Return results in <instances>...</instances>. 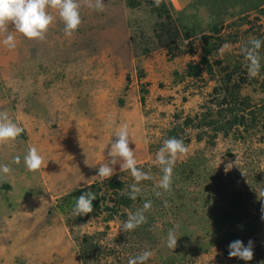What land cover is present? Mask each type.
Segmentation results:
<instances>
[{"label":"rangeland","instance_id":"obj_1","mask_svg":"<svg viewBox=\"0 0 264 264\" xmlns=\"http://www.w3.org/2000/svg\"><path fill=\"white\" fill-rule=\"evenodd\" d=\"M253 1L103 0L96 11L81 0L78 29L66 36L49 9L56 20L44 40L9 25L16 48L0 42V111L24 132L0 144V165L11 168L0 174V264H128L146 250V264H264V45L255 78L242 52L250 39L264 41V0ZM121 123L137 167L153 177L139 183L126 217L104 206L131 191L130 171L117 163L109 179L97 176ZM172 137L189 152L165 192L156 153ZM30 146L44 158L37 171L24 164ZM115 179L121 189L109 186ZM80 188L100 197L99 208L74 216ZM149 200L146 222L124 232ZM237 239L254 242L251 261L229 257Z\"/></svg>","mask_w":264,"mask_h":264},{"label":"clouds","instance_id":"obj_2","mask_svg":"<svg viewBox=\"0 0 264 264\" xmlns=\"http://www.w3.org/2000/svg\"><path fill=\"white\" fill-rule=\"evenodd\" d=\"M82 2L84 6L93 10H104L103 0H82ZM154 3L159 6L161 0H154ZM81 6V0H0V35L4 36L0 42L6 48L15 49L16 37L14 32H18L30 40H44L50 26L56 20V15H53L49 9L55 10L64 25L65 35L70 37L81 25ZM10 24L14 25V32L9 31ZM262 45H264V41L253 38L249 40L248 46L242 49L245 60L248 62L247 70L250 78H255L260 72L259 50ZM228 47L229 45H224L221 52ZM23 132L24 128L14 122L6 110L0 111V144L15 141ZM115 137L118 139L111 143V149L108 153L112 159L108 163L99 166L97 176L102 179H109L115 173L114 166L120 163V170L122 172L130 171L135 181L130 186L131 191L129 193L130 199L135 200L141 192L140 187H138L139 183L144 180H151L153 177L148 172L137 167L138 161L134 151L129 147L130 138L134 142L135 140L130 135L128 123H121L117 127ZM188 152L189 149L183 140L175 137L164 140L163 145L156 153V163L163 173L160 179L156 181L157 188L163 189L165 192L171 191L173 169L177 159L186 156ZM14 163H20L19 156L14 158ZM24 164L27 170L37 171L43 166L44 158L36 147L30 146L24 156ZM228 167L230 168V165ZM10 172L11 168L9 166L0 165V174L6 176ZM157 195H160V193L158 192ZM96 199V195L91 191L79 195L76 198L72 214L81 216L92 213L93 201ZM151 207L152 202L149 200L135 213H129L128 219L121 226L123 231H132L145 223L146 217L144 213L150 210ZM177 239L175 228H170L167 233V247L175 249ZM253 243L252 240H249L247 245L238 239L232 241L228 246L229 257H238L244 261H251L254 255ZM152 255L151 251H143L135 257H130L128 264H146Z\"/></svg>","mask_w":264,"mask_h":264},{"label":"trees","instance_id":"obj_3","mask_svg":"<svg viewBox=\"0 0 264 264\" xmlns=\"http://www.w3.org/2000/svg\"><path fill=\"white\" fill-rule=\"evenodd\" d=\"M254 2V4L255 5H258V3L259 2H261L260 0H255V1H253ZM168 18H169V16H167ZM165 30H167V32L168 33H170L171 34V30H172V28L171 27H169V28H167V29H165ZM174 31H176V33H178L179 31L178 30H176V28L175 29H173ZM188 31L185 33L186 35L185 36H189L188 35ZM191 33V32H190ZM175 43V40H173L172 39V41H171V44L170 45H172V44H174ZM207 49H204V55H205V53H207ZM202 56V58H201V61L202 62H206L207 61V59H206V57L205 56ZM191 68H196L197 69V71H196V73L195 74H198L199 72H200V66H199V64H197V65H194L193 67H191ZM231 92L232 93H234V95L237 93V89L236 88H232L231 89ZM231 93V96L233 95ZM231 100H234V96H232L231 97ZM243 101V100H242ZM262 108H263V110H264V103H263V105H262ZM229 110H231V109H229ZM240 117V116H239ZM254 119V118H253ZM253 119L251 120V121H253ZM234 120H237V114H235V116H234ZM221 123V122H220ZM219 126H222V124L221 125H219ZM173 178V177H172ZM109 186L111 187V188H114V187H118V189H121V187L122 186H124V183L122 182V181H120V180H118V179H115L113 182H109ZM83 190H84V188H80V189H77L76 191H74V192H72V196H76V198L79 196V195H81L82 194V192H83ZM88 191H90V190H88ZM129 191L128 192H126V193H124V194H118V193H114L113 192V195H114V197L112 198V204L111 205H108V204H106L105 206H104V209H106V210H109L110 212H112V213H117L118 211H122L121 212V214H122V216L123 217H126V215H125V211L127 210V208L128 207H130L131 206V204H132V202H133V200L132 199H130V197H129ZM96 197H97V199L96 200H94L93 201V204H94V209H98L99 208V202H100V197L99 196H97L96 195ZM102 200V199H101ZM76 201V200H75ZM112 213H110V214H112ZM87 248V247H86ZM91 252L90 253H92V255L94 256V257H98V255H99V253H98V251H99V247L97 246V244L95 243L94 245H92L91 246ZM83 254H85V251L83 252Z\"/></svg>","mask_w":264,"mask_h":264}]
</instances>
